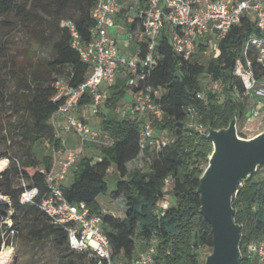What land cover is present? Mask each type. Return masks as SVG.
<instances>
[{"label": "trees", "instance_id": "1", "mask_svg": "<svg viewBox=\"0 0 264 264\" xmlns=\"http://www.w3.org/2000/svg\"><path fill=\"white\" fill-rule=\"evenodd\" d=\"M96 1L0 0L4 30L12 31L16 26L33 41L50 44L52 53L44 67L25 72V90L14 91L8 97L3 74L6 69L16 73L20 68H14V61L6 63L4 41L0 39V157L10 152L21 166L19 172L15 163L11 164L9 171L0 178V192L11 196L13 223L17 230L15 237L25 231L30 240L47 238L53 247L61 250H65V246L70 249L66 233L51 224L37 206L47 188L38 166L42 163L48 168L51 155L39 159L32 150V144L44 136L52 145L59 147L60 141L55 137L50 118L64 102V97L55 98L57 89L54 84L57 79L52 74L58 71L71 87H78L89 72V65L82 61L79 52L72 46L70 26L63 23L70 22L73 25L82 44L90 42L91 29L94 27L90 12ZM144 1L141 0L142 3ZM130 27L134 28L135 23L130 24ZM251 35H260L259 30L252 20L243 18L221 40L219 54L204 64L183 60L171 49L165 36L159 38L154 68L147 84L151 86L152 96L164 112L163 119L155 125L159 130H166L174 136L175 141L153 154L150 161L146 162L145 169L130 172L127 167L143 152L140 146V123L119 116L117 112L128 89L127 77H118L110 87V97L104 107L107 110L101 111L98 116L100 129L110 137L112 143L99 147L101 156L97 161L82 157L74 170L73 182L63 187V192L70 203L84 201L100 214L113 259L130 264L139 241L144 244L155 242L153 264H202L198 249H212L211 228L200 214L197 192L199 178L212 151V143L205 133L188 127L187 109L195 108L200 115L199 122L214 129L228 126L234 114L239 121L250 111V102L253 105L254 101L232 71L235 60L241 56ZM207 75L222 85V103L217 102L216 94L209 91L206 93V103L197 97L203 89L202 78ZM27 78L36 85H30ZM89 102L90 95L85 93L78 107ZM4 106L5 111L2 109ZM12 118L15 123H11ZM4 123H9L13 130L17 129L21 139L14 137V132L8 144L1 132ZM112 166L119 178L111 194L123 201L122 217L103 213L96 200L108 191L106 177ZM262 167L264 164L259 169ZM259 169L238 188L232 201L234 220L241 226L239 249L243 257L239 264H245L244 255L249 245L260 241L264 232V178L256 175ZM19 173L39 188L40 196L34 204L23 205L19 202L20 190L15 187V178ZM167 178L171 180L167 192L173 195V202H170L163 215H159L157 203L167 199L164 190ZM0 211L4 212V208L0 207ZM89 262L87 258L85 264Z\"/></svg>", "mask_w": 264, "mask_h": 264}, {"label": "built area", "instance_id": "2", "mask_svg": "<svg viewBox=\"0 0 264 264\" xmlns=\"http://www.w3.org/2000/svg\"><path fill=\"white\" fill-rule=\"evenodd\" d=\"M127 1L136 7L141 2ZM120 10L119 0H97L90 12L94 21L91 41L85 44L80 42L70 22L63 23L70 26L72 46L77 49L82 61L89 65V72L78 87H71L65 77L55 82V98L64 97V102L52 114L50 123L60 144L59 147L51 146L50 166L46 168L42 163L38 166V172L44 176L47 188L37 206L51 224L66 233L70 249L84 254L89 264L125 263L111 257L110 242L104 233L100 214L84 201L70 203L63 192V179L71 168H76L82 156L66 145L62 133L74 135L81 144L109 146L112 143L106 133L95 129L75 113L85 93L90 95V102L81 109L86 110L90 116H97L105 107L110 97L109 89L116 79L127 77V92L132 95V101L122 110L121 116L140 123V146L143 152L139 157L146 163L153 154L175 141L174 136L166 130H159L155 125L163 119L164 112L152 96L151 86L147 84L154 68L159 38L165 36L171 49L183 60L191 61L197 53L204 57H214L219 54V43L230 29L243 18H248L258 28L260 35H251L247 39L241 56L235 60L232 74L240 79L246 94L254 101L244 121L257 119L264 129V0H145L139 9L140 27L135 34L140 39V45L132 54H122L117 36L111 33V29L116 27L115 17ZM213 81V85L220 84ZM208 91L215 93L203 84L197 97L206 103ZM199 118L195 108L187 109L188 127L207 134L208 127L200 123ZM10 121L15 123L14 118ZM1 132L8 144L14 132V137L21 139L17 129L13 130L9 123H4ZM13 162L20 172V163L10 152L0 157V178L9 171ZM170 186L171 180L167 178L164 190L170 189ZM15 187L20 190V204H34L40 196L39 188L21 173L15 178ZM169 206V200H160L157 213L163 215ZM0 207L4 208V212L0 211V249L4 246L13 248L12 240L17 230L14 228V208L9 194L0 192ZM155 255V242L145 244L143 250L136 251L130 264H153ZM244 257L245 264H264V232L260 241L249 245Z\"/></svg>", "mask_w": 264, "mask_h": 264}, {"label": "rangeland", "instance_id": "3", "mask_svg": "<svg viewBox=\"0 0 264 264\" xmlns=\"http://www.w3.org/2000/svg\"><path fill=\"white\" fill-rule=\"evenodd\" d=\"M10 20H14L12 17H9ZM4 21L3 17H0V39L4 41V51H5V61L6 63H12L14 61L15 69L20 68L16 73H12L6 69L3 74L4 83L6 85L5 93L9 97L14 91L21 92L24 89L23 79L25 78V72L30 69H40L44 67L46 62L51 58V46L50 44H40L27 35H25L19 28L16 26L12 31H5L4 26L1 25ZM211 57H204L201 54L197 53L192 56V62H201L206 63ZM52 77L59 79L60 73L55 71L52 74ZM30 80V78H27ZM202 82L204 87L210 90H214L217 96V102L222 103V85L215 83L213 85V80L208 76H203ZM30 85H36L33 80H30ZM132 101V95L127 92L124 98L122 99L119 107L118 113H122L125 106ZM252 106V102H250ZM7 105V104H6ZM5 111L6 106L2 107ZM107 109L103 108L101 111L105 112ZM81 110H76L75 113L78 116L81 115ZM8 113V112H7ZM248 112L242 117V120H237L236 128L237 133L240 137L250 138L263 131L262 125L260 126L257 119L250 122H245L244 120L248 117ZM93 126L95 129L100 130V119L99 116H92ZM4 120V119H3ZM264 123V122H263ZM262 124V123H261ZM62 139L65 141L68 147H71L76 150L82 157L90 158L93 161H97L100 156L99 147L102 144L94 143H85L81 144L77 141L76 137L71 134L62 133ZM102 141V140H101ZM51 142H49L44 136L39 137L33 144L32 150L35 155L41 159L45 155H51ZM2 149V147H0ZM145 160L141 157L136 158L135 160L128 163L127 167L130 172L138 170L140 168L145 169ZM74 170L71 168L66 174L65 178L62 181V186L64 188L71 185L74 179ZM128 170V171H129ZM258 177L262 176L264 178V167L260 168L256 174ZM119 178L118 172L114 166L110 168L106 181L108 183V191L106 194L100 195L97 197V202L101 207V210L105 214L112 215L114 217L123 216L124 204L121 199H115L111 192L115 189L116 182ZM166 190L165 197L169 202H173V195ZM13 248L11 246H4L0 249L2 253H8L11 255L12 259L8 264H85L87 263V258L80 252L71 251L65 246V250L57 249L52 246V243L47 238H42L39 241H33L28 238L25 231H22L19 237H14L12 240ZM145 247L143 242H138L136 244L137 250H141ZM201 259L204 261L205 256L211 252L208 247H200L198 249ZM67 255L66 257L64 255Z\"/></svg>", "mask_w": 264, "mask_h": 264}, {"label": "water", "instance_id": "4", "mask_svg": "<svg viewBox=\"0 0 264 264\" xmlns=\"http://www.w3.org/2000/svg\"><path fill=\"white\" fill-rule=\"evenodd\" d=\"M236 122L234 114L228 126L207 129L212 151L197 192L200 214L211 228L212 249L203 264H239L241 226L234 220L232 201L238 188L264 164V130L243 138Z\"/></svg>", "mask_w": 264, "mask_h": 264}, {"label": "crops", "instance_id": "5", "mask_svg": "<svg viewBox=\"0 0 264 264\" xmlns=\"http://www.w3.org/2000/svg\"><path fill=\"white\" fill-rule=\"evenodd\" d=\"M119 1L121 4V10L115 17L116 27L111 29V33L117 36L119 40L120 52L122 54H132L140 45V39L136 37L135 34L136 30L140 27V21L136 20H140L138 13L139 9L143 7V3L140 2L136 7L135 4L130 3L127 0ZM134 23L135 27L131 28L130 24ZM76 110H81V117L87 120L93 126V118L88 114L86 110H82L81 107H77ZM118 115L121 116L122 114L118 113Z\"/></svg>", "mask_w": 264, "mask_h": 264}, {"label": "bare ground", "instance_id": "6", "mask_svg": "<svg viewBox=\"0 0 264 264\" xmlns=\"http://www.w3.org/2000/svg\"><path fill=\"white\" fill-rule=\"evenodd\" d=\"M11 259L12 257L10 254L0 252V264H8Z\"/></svg>", "mask_w": 264, "mask_h": 264}]
</instances>
